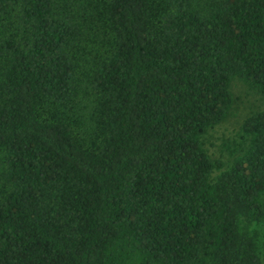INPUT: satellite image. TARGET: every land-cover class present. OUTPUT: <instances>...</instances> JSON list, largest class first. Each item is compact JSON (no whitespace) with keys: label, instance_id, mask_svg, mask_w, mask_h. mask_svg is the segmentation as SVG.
Wrapping results in <instances>:
<instances>
[{"label":"trees","instance_id":"obj_1","mask_svg":"<svg viewBox=\"0 0 264 264\" xmlns=\"http://www.w3.org/2000/svg\"><path fill=\"white\" fill-rule=\"evenodd\" d=\"M0 264H264V0H0Z\"/></svg>","mask_w":264,"mask_h":264},{"label":"rangeland","instance_id":"obj_2","mask_svg":"<svg viewBox=\"0 0 264 264\" xmlns=\"http://www.w3.org/2000/svg\"><path fill=\"white\" fill-rule=\"evenodd\" d=\"M233 92L236 105L226 122L216 127L204 137L205 148L216 159H222L227 164L233 161V150L239 149L243 143L241 127L244 120L263 107L261 99L250 92L242 83L235 82Z\"/></svg>","mask_w":264,"mask_h":264}]
</instances>
